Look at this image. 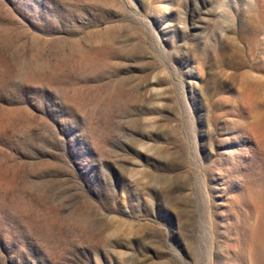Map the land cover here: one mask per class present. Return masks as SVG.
Masks as SVG:
<instances>
[{
    "label": "rangeland",
    "instance_id": "rangeland-1",
    "mask_svg": "<svg viewBox=\"0 0 264 264\" xmlns=\"http://www.w3.org/2000/svg\"><path fill=\"white\" fill-rule=\"evenodd\" d=\"M0 264H264V0H0Z\"/></svg>",
    "mask_w": 264,
    "mask_h": 264
}]
</instances>
